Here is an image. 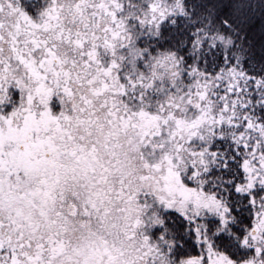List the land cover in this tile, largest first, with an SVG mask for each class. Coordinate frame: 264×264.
<instances>
[{
  "label": "snow or ice",
  "instance_id": "snow-or-ice-1",
  "mask_svg": "<svg viewBox=\"0 0 264 264\" xmlns=\"http://www.w3.org/2000/svg\"><path fill=\"white\" fill-rule=\"evenodd\" d=\"M0 264H264V0H0Z\"/></svg>",
  "mask_w": 264,
  "mask_h": 264
}]
</instances>
